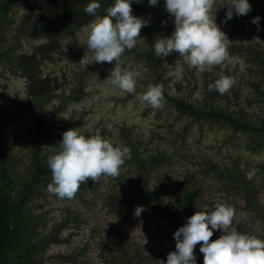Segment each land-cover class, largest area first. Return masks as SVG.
I'll list each match as a JSON object with an SVG mask.
<instances>
[{
    "label": "rangeland",
    "instance_id": "1",
    "mask_svg": "<svg viewBox=\"0 0 264 264\" xmlns=\"http://www.w3.org/2000/svg\"><path fill=\"white\" fill-rule=\"evenodd\" d=\"M57 1L13 0L3 26L0 143L9 147L17 185L23 187L22 175L33 170V142L47 128V136L36 145L46 164L58 150L63 132L71 128L85 136L99 133L130 152L118 176L89 178L71 199L47 190L51 173L33 191L26 205L31 214L28 234L34 241L49 239L35 264H124L118 252L121 239L133 250L125 264H159V260L166 264L180 226L161 216L152 195H159L166 209L185 223L184 194L191 190L196 192L194 213L228 204L234 209L232 227L264 239V138L263 146L255 150L249 143L260 144V137L251 140L217 120H196L164 101L153 107L137 100V93L158 85L157 77L138 59L149 49L144 27L135 47L126 49L119 60L122 69L138 73L136 91L115 88L105 81L115 63H95L87 48V26L95 17L67 34L45 25L46 13L62 10ZM228 2L214 0L210 14L226 34L229 58L222 65L200 69L174 51L159 57L160 81L171 96L200 108H226L255 123L264 114V22L259 26L252 19L222 22ZM249 3L251 10L264 11V0ZM132 4L133 15L145 17L157 38L171 36L174 17L164 0L155 6L148 0ZM222 75L234 80L231 88L225 93L210 89ZM39 120L45 124L40 126ZM242 177L248 182L246 189ZM137 206L144 208L140 216L134 214ZM220 234L214 230L210 240ZM194 252L197 264H203L198 245Z\"/></svg>",
    "mask_w": 264,
    "mask_h": 264
},
{
    "label": "clouds",
    "instance_id": "2",
    "mask_svg": "<svg viewBox=\"0 0 264 264\" xmlns=\"http://www.w3.org/2000/svg\"><path fill=\"white\" fill-rule=\"evenodd\" d=\"M132 3L133 0H114L102 15L97 13L101 7L99 0H90L85 8L87 14L95 17L87 26L88 50L94 54L95 63H115L105 81L128 93L136 91L138 73L122 69L119 60L126 49L135 47L141 29L149 23L133 15ZM148 3L155 6L159 0ZM213 4L214 0H164L167 12L174 17L175 30L169 37L158 36L153 45L156 55L164 58L175 51L188 64L200 69L222 65L229 58L224 43L227 37L210 14ZM226 5L224 23L234 14L243 16L251 11L249 0H229ZM260 19L257 16L252 23L259 26ZM233 83L230 76L222 75L209 88L225 93ZM136 99L159 107L163 102L162 87L149 85L145 92L137 93ZM129 152L127 146L114 145L99 133L85 136L71 128L63 132L58 150L54 149L47 158L52 175L47 190L59 198L71 199L89 178L118 176ZM143 211V206H137L134 214L140 216ZM233 218V207L225 203L187 217L173 234L175 250L167 255L166 264H197L194 252L197 244L204 256L203 264H264V239L239 232L232 227ZM214 230H221V234L210 240ZM159 264L165 261L159 260Z\"/></svg>",
    "mask_w": 264,
    "mask_h": 264
},
{
    "label": "trees",
    "instance_id": "3",
    "mask_svg": "<svg viewBox=\"0 0 264 264\" xmlns=\"http://www.w3.org/2000/svg\"><path fill=\"white\" fill-rule=\"evenodd\" d=\"M12 2L13 0H0V46L3 39V26L8 23V16L12 10ZM85 2H90V0H58L57 4L61 5L62 10L53 8L51 12L48 14L46 13L44 15V18H47L45 25L52 27L54 31L60 32L61 34L71 33L75 26L84 22L87 18L93 17L85 12V8L83 10L79 9L81 4H85ZM113 2L114 0H99L101 7L97 10V13H105V10L111 6ZM140 10L144 9L140 8ZM225 14L226 13L220 15V20L222 22L225 21ZM257 16L261 17L260 21L264 22V11L262 10H251L247 15L243 16H236L234 14L233 18L227 20V22L239 19L253 20V18ZM85 17L86 19H84ZM143 19H145V17H143ZM144 29V38H146V44L149 49L146 54H139L138 59L157 77L156 80L158 85L162 87L164 102L174 105L179 112L189 115L196 120H217L228 124L235 131L248 134L251 140H253L254 137H260V144L251 141V143H249L250 148L256 150L263 146L264 114H262L257 122L252 123L239 116L235 111L220 107L200 108L195 104L169 95L164 88L162 79L160 81L163 66L153 46L158 39L157 35L154 33L149 23ZM255 55L259 60H262L259 51L255 50ZM39 116L41 117L40 113ZM39 121L40 126L45 124L43 121ZM48 130L47 128L43 134H38L33 142L34 168L33 170L30 169L28 174L22 175V180L20 178L24 184L21 188L17 185L19 181L18 174L15 171L14 160L12 155H10L9 147L5 143H0V264H35L34 260L36 255L40 252V249L45 246V242L49 241L47 238L34 241V238L29 236L28 231L30 229L31 214L29 213V209H26V205L33 191L41 186L45 182V178L51 173L47 164L40 161V152L39 149L36 148V145L42 138L47 136ZM261 169L264 171V166H261ZM242 179L240 181L246 189L245 184L248 182L243 177ZM152 198L156 201L155 209H157L161 216L163 215L180 227L183 226L184 223L180 222L175 215L166 209L159 195H152ZM184 200L185 212L187 213V217H190L193 215L196 206V192L194 190L185 192ZM117 206H115V209L119 208ZM125 242L124 239H121L120 247H118V252L121 253L124 264L127 263L128 260H131L130 256L133 252V250H131L132 245L126 244ZM197 245L200 248V244Z\"/></svg>",
    "mask_w": 264,
    "mask_h": 264
}]
</instances>
